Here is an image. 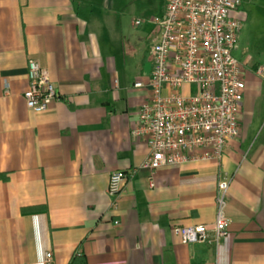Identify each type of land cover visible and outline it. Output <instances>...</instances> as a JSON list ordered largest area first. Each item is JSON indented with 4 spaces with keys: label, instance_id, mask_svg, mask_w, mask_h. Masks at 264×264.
<instances>
[{
    "label": "crops",
    "instance_id": "1",
    "mask_svg": "<svg viewBox=\"0 0 264 264\" xmlns=\"http://www.w3.org/2000/svg\"><path fill=\"white\" fill-rule=\"evenodd\" d=\"M141 5L0 0V264H45L46 253L52 264H264V0L232 14L242 28L247 7L262 18L244 44L238 138L219 161L153 174L141 167L146 142L133 135L150 91L134 84L151 75L161 29L134 24ZM30 59L57 93L39 114L22 97ZM116 171L128 177L114 200ZM221 180H230L228 236L217 248L182 244L174 227L212 228Z\"/></svg>",
    "mask_w": 264,
    "mask_h": 264
},
{
    "label": "built area",
    "instance_id": "2",
    "mask_svg": "<svg viewBox=\"0 0 264 264\" xmlns=\"http://www.w3.org/2000/svg\"><path fill=\"white\" fill-rule=\"evenodd\" d=\"M243 1L167 0L163 14L151 20L161 33L150 46L153 65L148 81L134 84L147 88L150 97L139 107L133 130L146 142L148 153L141 167L151 174L162 167L219 161L229 142L239 136L246 85L243 65L233 56L242 23L232 14ZM262 72L257 70L259 75ZM22 97L36 114L57 99L47 70L34 59L27 61ZM127 177L122 171L110 174V198L120 196ZM229 183L217 184V213L211 229L203 224L173 228L182 244L208 243L217 248L228 236L230 220L223 211ZM45 264H52L50 253Z\"/></svg>",
    "mask_w": 264,
    "mask_h": 264
},
{
    "label": "rangeland",
    "instance_id": "3",
    "mask_svg": "<svg viewBox=\"0 0 264 264\" xmlns=\"http://www.w3.org/2000/svg\"><path fill=\"white\" fill-rule=\"evenodd\" d=\"M164 3H166V0H140V4L142 5L140 8L134 11V17H137V19H139L142 22L141 23L142 27L152 28L153 24H151L152 22L151 20L154 18L160 17V15L163 12ZM247 8L244 10L249 13L248 25L247 24L243 25V28L240 31L238 40H237V50L233 51V56L239 62H242V60L244 59V53H245L243 51L244 44L246 43V40H248L250 36V31L252 30V26L256 22H258V20L262 19V18H258L255 15L256 10L253 6L247 7ZM253 39L255 40L256 37L255 38L253 37ZM239 132H240V128H239Z\"/></svg>",
    "mask_w": 264,
    "mask_h": 264
}]
</instances>
